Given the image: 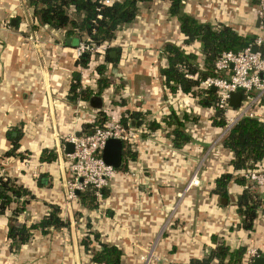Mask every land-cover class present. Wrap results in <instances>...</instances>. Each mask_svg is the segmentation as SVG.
Masks as SVG:
<instances>
[{
	"label": "crops",
	"instance_id": "crops-1",
	"mask_svg": "<svg viewBox=\"0 0 264 264\" xmlns=\"http://www.w3.org/2000/svg\"><path fill=\"white\" fill-rule=\"evenodd\" d=\"M249 1L238 0L234 6L232 0H183V8L198 20L236 23L240 30L254 32L257 17L250 10ZM146 3L151 9H146L145 2H138L136 17L123 31H131L137 38V48L131 52H122V47L121 52L115 49L113 61L117 69H124L121 64L125 62L124 70H129V80L122 93V96L127 94L126 102L115 105L119 111H146V118L155 119L169 111L181 118L184 112L183 125L190 139L180 147L173 146L172 126L162 121L152 129L137 127L140 132L133 144H129L134 155L122 158L121 165L101 188V201L94 208L77 207L85 218L81 225L97 231L98 240L94 241L98 248L102 247L98 244L101 241L121 250L118 264H140L156 236L153 250L157 258L151 264H186L203 258L216 244L229 248L251 245L264 254V207L256 213L251 228L238 225L233 195L245 188L243 181L228 183L223 203L211 192L214 178L221 172L232 171L231 152L218 142L221 129L212 124V109L200 105L196 95H170L162 90L158 74V66L165 61L162 44L168 40L180 42L181 33L176 17L168 13L167 0ZM61 36L65 38L61 29L34 19L25 0H0V176L13 178L28 191L20 194L23 197L19 200L11 198L0 214V264H73L75 261L70 248L74 242L69 243L68 238L59 235L62 227H49L45 233L35 230L17 248L10 246L5 236L10 216L28 225L44 215L52 204L59 206L61 218L68 220L73 216L69 206L68 211H63L68 178L63 152L66 140L58 134L82 132L97 107L89 100L67 97L72 72L79 64L72 53L73 44L59 43ZM126 53L131 58L123 61L119 55ZM111 74L124 75L117 70ZM80 80L81 77L79 83ZM107 89L112 90L111 83L101 91ZM101 91L98 108L106 104ZM163 93L167 97L177 96L178 108L163 104ZM16 131H19L16 153L7 154L12 142L6 133L15 135ZM43 148L54 149L55 158L40 160ZM200 160L204 163L198 170L200 184L183 191ZM23 200H26L23 208L12 213ZM92 249H85L86 264H106L90 259ZM214 262L212 257L209 263Z\"/></svg>",
	"mask_w": 264,
	"mask_h": 264
},
{
	"label": "trees",
	"instance_id": "trees-1",
	"mask_svg": "<svg viewBox=\"0 0 264 264\" xmlns=\"http://www.w3.org/2000/svg\"><path fill=\"white\" fill-rule=\"evenodd\" d=\"M31 10L32 16L38 21H43L51 27L61 29L65 36L71 38L80 35V31L87 34L93 42L98 43L111 39L115 30L131 22L137 14L138 2L149 0H112L103 3L101 0H25ZM168 13L176 17L178 29L181 33L180 42L165 41L162 44L161 52L164 54V64L158 66V74L161 86L167 94L190 93L197 96L200 105L212 109L211 121L213 125L221 129L225 119L223 111L216 105V92L210 87L200 86V81L215 74L213 67L214 59L221 50H237L247 45L256 35V31L240 30L235 24H226L222 21L198 20L191 13L183 8V0H167ZM253 6L256 0H250ZM73 6V11L69 13L68 7ZM109 49H118L112 46ZM107 49L104 53L106 61H113L116 56H109ZM88 54L77 58V63L85 65ZM98 76L95 79L96 87L81 86L79 83L80 74L78 70L72 72L69 86L68 98L70 100H89L94 93L99 94L101 89L108 86L111 81L110 71L106 69L105 63L96 65ZM118 104V103H117ZM259 104L264 107V100L261 97ZM121 105V104H118ZM146 111L123 109L120 112L119 120L122 124L140 123L146 124V128L152 129L162 122L171 125V142L175 147H180L185 141L190 139L185 132L183 125L186 114L182 112L181 118L177 117L173 111H169L158 119L146 118ZM184 117V118H183ZM105 121V112L97 108L95 116L88 124L85 123L82 132H89L95 126H102ZM144 127V126H143ZM143 129H142V131ZM6 135L12 142V146L7 150V154H15L16 139L19 131L15 135L7 132ZM218 142L231 152L229 163L232 171L221 172L214 178V186L211 192L218 197H227V185L230 182L242 183L243 171L255 167L264 166V119L253 116H241L218 138ZM134 151L130 145L123 141L122 158H131ZM56 152L52 148H43L40 152V160H53ZM121 165V164H120ZM118 168V167H117ZM234 171V172H233ZM40 183V179H38ZM28 191L14 182L13 178L0 176V214L11 200V193L16 195L27 193ZM101 195L103 193L100 190ZM76 202L80 207L94 208L97 206L94 188L87 186L75 193ZM26 200L14 208L12 213H16L23 208ZM235 211L238 214V225L242 228H251L253 219L262 207L255 195L243 188L239 193L233 195ZM59 206L50 205L49 210L37 221L28 225L18 223L14 217L10 216L6 226L5 236L9 240L10 246L15 248L25 242L35 230L45 233L49 227H66L68 220L63 219L58 214ZM80 213V209L76 210ZM92 240H98V233L89 228L80 238V244L88 249ZM245 246L239 245L229 248L223 244H216L211 252L201 259L191 261L199 264H210L212 257L215 262L212 264H244ZM121 250L114 244H104L102 247H93L90 259L95 262L106 264H118Z\"/></svg>",
	"mask_w": 264,
	"mask_h": 264
},
{
	"label": "built area",
	"instance_id": "built-area-1",
	"mask_svg": "<svg viewBox=\"0 0 264 264\" xmlns=\"http://www.w3.org/2000/svg\"><path fill=\"white\" fill-rule=\"evenodd\" d=\"M111 1L101 0L103 3ZM250 10L259 19L258 24L254 25L256 28L254 38L240 49L221 50L213 62L216 73L208 75L200 81L202 87L214 86L217 96L216 105L223 111L225 122L219 137L241 116H255L264 119V107L259 104V99L264 96V52L260 51V47L264 45V0H256ZM67 11L71 13L73 6L70 5ZM43 25H47V23ZM112 43V38L95 43L85 34L73 45L72 53L75 58L81 56L82 53L88 54L85 65L77 67V70L81 72L82 86L85 85L83 78L87 76L84 75L83 68L89 64V70L94 76L89 80V84L92 85L91 80L95 82L98 76L96 65L103 61L102 59L96 60L93 57L94 53H98V58L104 57L105 51L112 47ZM251 46H255L256 49L251 50ZM85 79L87 78L85 77ZM235 90L240 91L241 98L237 106H232L228 103V92ZM106 105L102 108L105 112V121L102 126H95L89 132L78 134L70 132L64 137L65 140H70L73 143L72 151L65 153V169L69 171L70 175L66 186L68 198L73 199L76 191L91 186L94 188L95 198L98 200L101 197V188L108 183L109 178L116 170L112 165L105 163L101 157V149L105 140L109 137H118L122 141L132 143L138 136L139 128L120 122V111L117 105L114 107ZM93 118L94 116L91 121ZM203 164V160H200L192 170L184 184L183 191L190 186L200 184L198 170L199 166ZM242 176L243 186L255 195L259 206L264 207V166L248 168L243 171ZM156 239L157 236L142 255L140 264H151L152 260L157 258V254L153 250ZM258 254L260 253L256 247L246 246L244 256L247 259L244 264H252L253 257ZM186 264L199 263L190 260Z\"/></svg>",
	"mask_w": 264,
	"mask_h": 264
},
{
	"label": "rangeland",
	"instance_id": "rangeland-1",
	"mask_svg": "<svg viewBox=\"0 0 264 264\" xmlns=\"http://www.w3.org/2000/svg\"><path fill=\"white\" fill-rule=\"evenodd\" d=\"M237 1L238 0H232V4L234 5V6H237ZM147 2V1H146ZM145 2V4H146V6H147V4L148 3H146ZM146 8V7H145ZM148 11L151 9V8H149L148 6H147V8H146ZM145 11V10H144ZM146 12V11H145ZM136 17V16H135ZM139 19H142L141 17L140 18H136L135 19V21L136 20H139ZM124 27H125V25L123 26V27H121V28H119V29H117V30H115V33H114V36L112 37V40H113V43L111 44V46H117V44L118 43H121V45L119 46V52H121V47H122V52L123 51H125L126 50V52L127 51H132V50H134V49H136L137 48V46H136V42H137V38H135V37H133L132 35H131V31H129V32H123L124 31ZM85 35V33L83 32V31H80V35L78 36V38H77V40L78 39H80V38H82L83 36ZM63 36V35H62ZM59 37V39H58V41H59V43H63V37ZM73 43V42H72ZM123 47L125 48V49H123ZM98 53H94V58L97 60H103L102 61V63H105V65H106V69L107 70H109L110 71V75H109V78H110V81H111V85H112V90L111 91H109L108 89L107 90H102L101 91V93H103V94H105V98H106V101H105V103L108 105V106H110V105H113V107L115 106V104H122L123 102L125 103L126 101H124V99L126 98V96H127V94H125V96H122V93H123V87H124V85L126 84L125 82L126 81H128L129 79H128V77H127V72L129 71L128 69H126V70H124L126 67L124 66L125 65V62L124 63H122L121 64V66L124 68V69H121V68H119V69H117V67H116V69H115V71L117 70L118 72H122L124 75H123V77L122 76H118V75H112L111 74V68H112V65H111V63L109 62V61H106L105 59H104V57H101V58H98ZM121 55V54H120ZM119 55V57H121V59H123V61H128V60H130V55L128 54V53H126V55H123V56H120ZM129 57V58H128ZM126 58H128V59H126ZM88 60V59H87ZM97 62H99V61H97ZM100 63V62H99ZM91 64H92V62H91ZM91 66H94V65H91ZM86 68H83V73H84V75H87V76H85L87 79H85V77L83 78V82H84V86L83 87H85V86H90L89 85V80H90V78H91V73H92V71H90L89 70V64L87 65L86 64V66H85ZM114 71V72H115ZM125 71V72H124ZM80 77H81V75H80ZM160 78V77H159ZM84 79H85V81H84ZM89 79V80H88ZM159 80V79H158ZM93 80H91V82H92ZM81 84V83H80ZM82 86V85H81ZM91 88H95L96 87V83L94 82V84H92L91 86H90ZM122 89V90H121ZM163 90V92H164V89H162ZM177 93H180V92H177ZM164 94V93H163ZM165 95V94H164ZM171 95H173V94H171ZM179 96H182V94L180 93L179 94ZM166 95H165V97H164V101L165 102H163V100L161 99V102L163 103V104H171V105H173L175 108H178V106H177V103H178V97L177 96H173V97H171V96H169V97H167V99L168 100H170V102H168L167 101V99H166ZM74 105H76V107H80L79 105H77V104H74ZM105 105V104H104ZM106 105V106H107ZM163 106H165V105H163ZM101 110H102V107L100 108ZM127 111H129V109H126ZM162 110V109H161ZM121 112V111H120ZM149 115V114H148ZM93 116H95V115H92L91 117H90V119H89V121H91V118L93 117ZM145 116H147V115H145ZM128 125H131V126H135V127H139V128H142L143 126L144 127H146V124L144 123V124H142L141 125V123L137 126V125H132V124H128ZM140 132V131H139ZM59 136H60V138L62 139H64V137L66 136V134H58ZM62 139V140H63ZM127 142V141H126ZM128 144H130L129 142H128ZM132 144H133V142H132ZM131 147V146H130ZM67 171V170H66ZM68 172V178H67V180H66V183H65V190H64V198H63V203H62V205H63V211L64 212H66V211H68V206L70 207V209L73 211V216H72V219H68V225H67V227H62V228H64V229H60V231H62V232H60V236L61 237H63V238H68V240H69V243H71V242H74L73 243V245H70V248H71V252H73V256H74V260L75 261H73L74 263L73 264H86V261L85 260H83V258L85 257V255H84V253H87L86 252V250L80 245V238L83 236V234L86 232V230H88L89 229V227H87V225H81V222L83 223V222H85V218H84V215H82V214H77L76 213V209H77V207L79 206L78 205V203L76 202V196H74L73 197V199L72 198H68L67 197V188H66V186L68 185V181L70 180V175H69V171H67ZM16 183V182H15ZM72 199V200H71ZM101 200H100V198L97 200V202H100ZM75 205V206H74ZM64 212L62 213V215L64 216ZM65 218H66V216H65ZM77 220H78V222H77ZM96 246V242L94 241V240H92L91 241V243L89 244V249H91V248H93V247H95ZM92 251V250H91Z\"/></svg>",
	"mask_w": 264,
	"mask_h": 264
},
{
	"label": "water",
	"instance_id": "water-1",
	"mask_svg": "<svg viewBox=\"0 0 264 264\" xmlns=\"http://www.w3.org/2000/svg\"><path fill=\"white\" fill-rule=\"evenodd\" d=\"M258 21H259V19L256 18L255 24H258ZM10 22L11 23L14 22L13 18L11 19ZM40 23L45 24L46 22L40 21ZM63 42L67 45H69V44L74 45L77 42V38L76 37L71 38L69 36H65V38L63 39ZM250 49L255 50L256 47L251 46ZM260 51L264 52V45L260 47ZM108 54H109V56L114 57L115 56V49H109ZM83 55H85V53H82V56ZM111 65H112L111 72H114L116 69V62L112 61ZM210 88L214 89V86H210ZM240 98H241L240 91L235 90V91H229L228 92V103L230 105L237 106L239 104ZM262 98L264 100V96ZM89 102L92 106L98 108L101 106V96L97 93H94L90 96ZM75 134H78V133H75ZM122 147H123V141L120 138H118V137L107 138L104 142L102 149H101V157H102L103 161L105 163L112 165L115 168L118 167L122 162ZM72 149H73L72 141L66 140L64 142L63 152L69 153L72 151ZM10 196H11V198H13L15 200H19L20 198L23 197L22 195L18 196L15 193H11ZM224 201H225V197H220V202L223 203ZM98 244L100 246H103L104 243L99 241ZM252 264H264V254H258L256 256H254L253 260H252Z\"/></svg>",
	"mask_w": 264,
	"mask_h": 264
}]
</instances>
